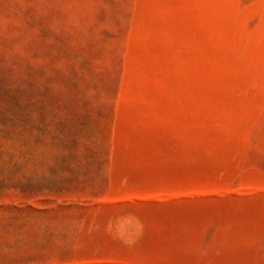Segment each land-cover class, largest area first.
I'll use <instances>...</instances> for the list:
<instances>
[{
	"label": "rangeland",
	"instance_id": "1",
	"mask_svg": "<svg viewBox=\"0 0 264 264\" xmlns=\"http://www.w3.org/2000/svg\"><path fill=\"white\" fill-rule=\"evenodd\" d=\"M0 264H264V0H0Z\"/></svg>",
	"mask_w": 264,
	"mask_h": 264
}]
</instances>
